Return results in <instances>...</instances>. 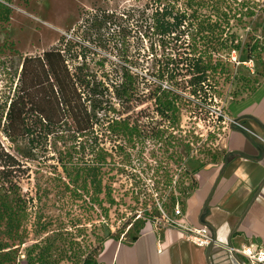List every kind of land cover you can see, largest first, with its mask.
Wrapping results in <instances>:
<instances>
[{
    "label": "rangeland",
    "instance_id": "obj_1",
    "mask_svg": "<svg viewBox=\"0 0 264 264\" xmlns=\"http://www.w3.org/2000/svg\"><path fill=\"white\" fill-rule=\"evenodd\" d=\"M161 2L190 15L183 24L185 58L198 56L211 66L206 93L181 94L179 114L166 120L148 96L156 85L172 87L155 78L149 43L141 39L135 21L137 11L148 6L150 12L156 0L7 1L10 17L0 20V58L11 60L13 73L22 56L58 46L75 57L68 60L71 67L86 62L100 83V120L103 114L108 119L102 121L94 150L110 157L101 171L99 197L92 187L86 193L75 181L77 169L96 166L93 154L86 151L82 159L67 161V176L57 157L76 147L61 141L49 142L27 163L19 190L0 189V264H100L103 241L109 236L131 239L141 223L135 216L157 202L153 189L160 192L161 187L151 176L158 161L171 179L177 178L178 187L189 185L196 168L220 158L227 131L220 115H228L229 105L264 81V0ZM103 16H109L110 26L104 25ZM1 73L0 68V94L8 86ZM189 78L180 86L187 87ZM119 119L136 127L133 139L109 128L111 120ZM158 177L162 182L160 170Z\"/></svg>",
    "mask_w": 264,
    "mask_h": 264
},
{
    "label": "trees",
    "instance_id": "obj_2",
    "mask_svg": "<svg viewBox=\"0 0 264 264\" xmlns=\"http://www.w3.org/2000/svg\"><path fill=\"white\" fill-rule=\"evenodd\" d=\"M7 1L0 0V20L3 22H8L10 17V10L6 7ZM156 1L157 5H152L150 12H147L148 6L139 9L135 21L141 39L149 43L148 49L153 58L150 68L155 78L169 82L172 87L156 85L148 96L154 103L155 112L166 120L168 115L179 114L182 106L181 94L187 91L192 96L206 93L205 87L209 82L208 72L211 66L210 62H204L198 56L189 59L184 56L183 24L189 20L190 15L186 17V12L175 13L171 4L163 5L161 0ZM102 20L104 25L110 26L109 16H103ZM191 51L194 54L196 52L192 45ZM69 59H75L70 50L55 46L40 54L22 56L18 68L12 73L11 60L0 58L1 74L8 81L7 91L0 94L1 190H19L20 181L27 174V163L41 155V151L47 148L49 142L55 144L61 141L78 149L74 148L75 152L67 149L58 154L57 160L67 176V161L74 157L82 159L86 151L93 154L96 166L77 169L75 181H80V188L86 193L90 186L97 197L101 195V175L104 173L101 171L105 166L104 161L110 156L101 150H94L103 127L102 121L108 120L107 114H103L101 120L99 116L102 111V93L98 90L100 83L91 76L86 62L71 67L68 64ZM187 75H190L188 86L181 87L180 84ZM124 76L130 77L127 74ZM108 126L111 130L118 128V133L129 140L137 133L136 127L130 125L127 120H111ZM99 161L103 163L98 164ZM158 162L153 170L150 165L149 171L152 170L153 184L160 185L162 191L171 185L172 179L162 163ZM159 170L163 174L162 182L158 177ZM193 188L192 179L188 186L179 184L176 188L179 198L184 200ZM106 196L107 202L113 205L114 200L110 194H105ZM151 205L152 214L156 215L158 212L154 202H151ZM140 222L133 237L148 225L146 221ZM133 237L131 236V239ZM107 239L117 240L112 236L105 240ZM85 263L98 264L96 260Z\"/></svg>",
    "mask_w": 264,
    "mask_h": 264
},
{
    "label": "crops",
    "instance_id": "obj_3",
    "mask_svg": "<svg viewBox=\"0 0 264 264\" xmlns=\"http://www.w3.org/2000/svg\"><path fill=\"white\" fill-rule=\"evenodd\" d=\"M236 124L225 134L221 156L193 171L194 188L184 198L185 221L207 226L231 250L254 244L264 248V81L228 107ZM100 264H240L224 248L203 249L175 229L160 233L150 224L132 239H107Z\"/></svg>",
    "mask_w": 264,
    "mask_h": 264
},
{
    "label": "built area",
    "instance_id": "obj_4",
    "mask_svg": "<svg viewBox=\"0 0 264 264\" xmlns=\"http://www.w3.org/2000/svg\"><path fill=\"white\" fill-rule=\"evenodd\" d=\"M220 119V123L227 126L226 129L236 124L228 115H220ZM190 179H192V176ZM176 180L177 178L172 179L171 185L160 192L155 191V188L153 189L157 198V202H154V204L158 213L154 215L151 211L152 208L147 209L143 213H138L135 216V221H146L156 233L169 228L175 229L183 235V238L187 242L203 249L214 247L227 249L230 253L232 252L242 259L240 264H264V248L250 244L247 246L243 245L236 250H231L219 244L210 234L207 226H193L186 222L182 205L183 200L179 198ZM168 192L170 195H168Z\"/></svg>",
    "mask_w": 264,
    "mask_h": 264
}]
</instances>
